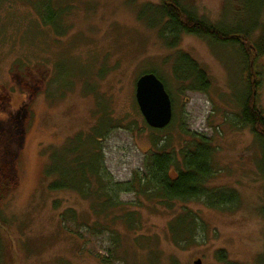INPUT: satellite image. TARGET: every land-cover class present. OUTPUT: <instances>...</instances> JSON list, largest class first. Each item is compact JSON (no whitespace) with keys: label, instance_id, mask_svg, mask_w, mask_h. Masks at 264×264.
I'll return each mask as SVG.
<instances>
[{"label":"rangeland","instance_id":"obj_1","mask_svg":"<svg viewBox=\"0 0 264 264\" xmlns=\"http://www.w3.org/2000/svg\"><path fill=\"white\" fill-rule=\"evenodd\" d=\"M185 1L213 22L245 29L264 6V0ZM53 2L55 8H71L63 36L44 25L27 0H0V224L19 264H228L220 251L235 264H264L262 145L250 128L231 122L247 77L236 47L186 33L168 47L161 25L151 27L139 17L143 12L157 22L148 7L160 0ZM259 20L264 25V8ZM180 53L206 71L207 92L176 78ZM255 65L264 113V56ZM152 70L162 76L173 104L172 124L162 131L151 129L136 100L138 77ZM105 112L115 127L102 147L116 180L143 170L154 137H166L170 147L180 149L189 131L217 147L210 186L236 191L239 201L227 208L198 201L168 208L125 193L118 208L100 214L76 190L51 189L52 148L63 149L69 138L90 133ZM69 210L76 219L62 218L67 211L72 216ZM186 214L199 225L182 248L170 224Z\"/></svg>","mask_w":264,"mask_h":264},{"label":"trees","instance_id":"obj_2","mask_svg":"<svg viewBox=\"0 0 264 264\" xmlns=\"http://www.w3.org/2000/svg\"><path fill=\"white\" fill-rule=\"evenodd\" d=\"M27 1L38 12L44 25L52 26L58 36L66 34L68 28L63 25V21L70 7L55 8L53 0ZM252 1L247 0L248 5ZM148 8H151L152 15H156L158 21L153 20V17H145L143 12H140L139 17L147 19L145 21L151 27L160 24V35L170 48L177 45L183 33L206 39L211 44L236 47L244 60L247 77L241 94L236 96L240 111L231 122L239 128L252 130L261 142L264 157V113L259 106L260 80L255 65L264 56V25H260L259 20L264 6L258 9L254 24L247 29L227 25L223 20L213 22L201 16L194 5L185 0H160L158 6L151 5ZM174 73L178 80L190 82L188 88L192 90L207 92L211 86L206 71L186 53L177 56ZM158 76L163 80L162 76ZM172 121L163 129L168 128ZM114 127L113 117L105 112L90 133L81 132L69 138L63 149L52 148L47 166V173L55 177L51 189L76 190L85 199L92 200L96 212L100 214H109L118 208L123 203L121 196L125 193H134L147 201H158L168 208L175 202L190 201L205 203L212 208H227L231 203L239 201L236 191H223L210 186L216 176L213 160L217 147L211 139L189 131L185 132L189 140L180 149L170 147L171 141L166 137L161 140L154 137L153 147L144 157L143 170H136L129 180H116L106 166L102 147L103 140ZM69 211L72 216L67 211L62 218L76 219L75 211ZM190 216L186 214L176 219L174 226L170 224L173 239L182 248L190 244L195 223L199 225V219H187ZM128 222L132 227L133 219H128ZM201 227L205 230V226ZM15 253L10 238L0 224V264H5L6 258L9 264H19ZM218 255L222 261L235 264L227 259L224 251Z\"/></svg>","mask_w":264,"mask_h":264},{"label":"water","instance_id":"obj_3","mask_svg":"<svg viewBox=\"0 0 264 264\" xmlns=\"http://www.w3.org/2000/svg\"><path fill=\"white\" fill-rule=\"evenodd\" d=\"M136 100L147 124L167 127L173 119V104L164 81L155 72H145L136 81ZM201 264V260L195 261Z\"/></svg>","mask_w":264,"mask_h":264}]
</instances>
